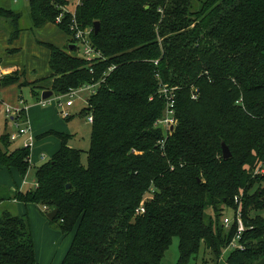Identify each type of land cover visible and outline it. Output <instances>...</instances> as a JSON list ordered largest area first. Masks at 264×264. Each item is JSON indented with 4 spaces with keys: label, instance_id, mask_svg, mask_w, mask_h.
<instances>
[{
    "label": "trees",
    "instance_id": "16d2710c",
    "mask_svg": "<svg viewBox=\"0 0 264 264\" xmlns=\"http://www.w3.org/2000/svg\"><path fill=\"white\" fill-rule=\"evenodd\" d=\"M29 8L32 29L53 24L69 37L64 48L44 44L52 83L37 87L61 96L94 85L83 109L94 120L86 165L69 134L48 130L41 135L61 146L37 168V186L0 187V205L58 209L46 217L71 236L60 264H163L176 236L178 264H218L237 230L224 226V213L240 206L244 249L227 264H264V174H256L264 164V0H29ZM73 9L101 58L79 54ZM1 17L12 43L22 14L1 7ZM19 81L13 68L0 84ZM160 84L177 87V124L167 134L156 126L166 106ZM10 141L0 137V169L24 176L30 150H9ZM0 210V264H41L29 215Z\"/></svg>",
    "mask_w": 264,
    "mask_h": 264
},
{
    "label": "crops",
    "instance_id": "0c3cea01",
    "mask_svg": "<svg viewBox=\"0 0 264 264\" xmlns=\"http://www.w3.org/2000/svg\"><path fill=\"white\" fill-rule=\"evenodd\" d=\"M0 4H12V0H0ZM28 5H29V0H28ZM0 7L13 9L11 6L9 7L0 6ZM13 10L21 13L19 10H15V9ZM29 11H30V8H29ZM21 20H20V24H21ZM47 28L48 29H59L57 25L48 24L42 28L32 29L31 27L30 33H25L22 28V31L19 37L12 43H10L8 39V33L6 31H0V62L2 66V72L8 73L13 68H18L21 71L24 80L26 81L39 80V86H42V87L51 86L52 80L48 78L51 73V69L49 66L50 50L44 45L45 43L43 41H42V44H40L41 46H39V44L36 42V39H37L36 36L34 38V35H33L34 31H42ZM59 31L62 32L61 29H59ZM66 37H67V42L69 43L68 35ZM24 42L26 43L25 45H24ZM38 47H41V48L44 47L43 48L44 49V61L46 63L45 66L47 69V71H44V72H41L38 69L39 67L38 64L40 61L39 56L41 54L40 52L41 50L40 51L37 50ZM10 48L16 51L14 53L12 52L9 53L8 49ZM25 49L30 51L31 53L30 58H32V60L27 63L19 61L21 56H23V51ZM28 64H31V65L34 64L33 65L34 67H31L28 73H26L27 69L24 66L25 65L27 66ZM20 84H21V81L18 83L12 84V85H8V86H2L0 84V137L6 133H9V134L12 133L11 132L12 126L9 127L10 123H8L6 118L1 114L2 106L5 104L4 106H7V105L14 106V107L26 106V114L28 115L30 125L35 134L36 140H35V144H34L31 156H30L31 166L28 172L29 175L27 176L26 179L22 178L21 174L14 168L0 169V187L6 190L8 189L12 192H16L19 190H27V185H29L28 181L30 180V176L32 175V173L34 174V176H36V171L34 172V169L37 170V168L35 166L36 165L39 166L43 162H45V160H42V155L47 156L46 159H49L60 148L61 141L55 135L42 136L41 134H43L44 132L48 130H54L58 132L67 133L69 134V136L71 135L70 140H69V145L72 147L78 148L77 145L71 143L74 140V138H76L75 132L73 130H71L72 132L70 130H67L66 126L62 124L61 121L58 120L57 118V115L60 114L62 119L70 121L72 117L74 116L72 115L69 118H64L61 115L60 109L58 108L54 100L55 98H58V96H56L53 93V95L50 98L43 99L42 98V92L44 91L43 88L42 89L39 87L36 88V90H38L41 93L40 97H37V96H34L33 94L34 92H32L30 88L20 86ZM26 90H28L27 96H30L31 102H29L28 99L25 97ZM45 100H46V104L43 105L42 101H45ZM81 115H82V112H81ZM83 116L85 115L83 114ZM90 134H91V130H90ZM12 146H13V142H12ZM33 181L36 183V177H33ZM7 203H12V204L17 203L18 205H22L18 201L17 202L16 201H4L2 202L0 207H5L4 205H6ZM25 207L27 206L25 205ZM68 241L69 242H68V245L66 246L64 254L70 246L71 236L68 239ZM64 254L58 257L59 263L64 258ZM36 257H37L38 262L43 264L42 263L43 258L41 259V257L38 256L37 250H36Z\"/></svg>",
    "mask_w": 264,
    "mask_h": 264
},
{
    "label": "rangeland",
    "instance_id": "374dc122",
    "mask_svg": "<svg viewBox=\"0 0 264 264\" xmlns=\"http://www.w3.org/2000/svg\"><path fill=\"white\" fill-rule=\"evenodd\" d=\"M0 6H5L9 7L11 6L15 10H19L22 14V20H21V27L23 28V31L25 33H30L31 31V19H30V11H29V5H28V0H12V4H0ZM1 8V7H0ZM72 8V7H70ZM8 26V22L5 18L1 17L0 18V31H6V27ZM34 38L36 36V42L41 46L42 41L44 43H52L53 45H56L58 47L64 48L68 45L67 42V35L66 33L62 30L59 31V29H44L42 31H34ZM43 43V44H44ZM26 43L24 42V45ZM44 47H38L37 50H41V54L39 56V67L38 69L41 72L47 71L46 69V63L44 61ZM16 50L14 49H8L9 53H14ZM79 54L80 49H79ZM29 50H24L23 51V56H21L19 61L22 62H30L32 60L31 55H30ZM34 65V64H33ZM31 64H28L27 66L25 65L24 67L27 69L26 73H28L29 69L31 67H34ZM19 71V77L21 84H24L23 87L30 88L31 91L33 92V89L37 88L39 86V80L36 81H26L24 80L21 71L17 68ZM12 70H10L7 74H9ZM3 77V76H2ZM0 77V79L2 78ZM19 81V82H20ZM28 90L25 91V97L28 99L29 102H31L30 96H27ZM89 96V91L83 90L80 91L78 94L74 95L72 99L74 100V106L70 107V111L74 115L70 121L62 119L60 114L57 115L58 120L61 121L62 124L66 126L67 130H73L75 132L76 138L71 142L72 144L77 145L78 148L83 149V154H82V162L84 165L87 164V151L90 146V130H91V123L87 120V116H83L85 111H82L83 109H86L88 107V102L87 98ZM56 102V105L58 104V98L54 99ZM67 100L69 98L67 96L60 98V102L66 104ZM5 105V104H4ZM2 106V111L1 114L6 118L7 122L10 123L9 127L12 126L11 132H16V128L14 127L12 120L7 119L6 114H5V106ZM49 105V104H48ZM47 105V106H48ZM82 112V115H81ZM57 120V121H58ZM72 132V131H71ZM71 136V135H70ZM24 140L25 137H19L18 139L14 141L9 142V150H13L16 147H23L24 146ZM13 142V146H12ZM48 155V154H47ZM31 156V155H30ZM31 166V164H30ZM40 166V165H39ZM38 165L35 167L38 168ZM30 169V168H29ZM36 169H34V172ZM29 172V171H28ZM26 173V175L22 176V178L26 179L29 173ZM34 174L30 176L29 185H27V189H34L36 186V183L33 181ZM22 205L12 204V203H7L4 205L5 207H0V209L6 208L11 210L14 214L24 216V215H29L30 218V223L32 226L33 230V235H34V242H35V247L36 250L38 251V256L41 257V259L46 262L43 264H60L59 261V256L64 254V251L66 249V246L68 245V239L70 238V234L64 235L57 229L54 228L49 223V220L47 219V214H44V210H46L45 206L42 205H37V204H28L25 205L22 202H19ZM32 205V206H30ZM1 211V210H0ZM234 214L233 210H230V208H226V211L224 213L225 216H230L232 217ZM39 216V217H38ZM45 219V220H43ZM46 221V222H45ZM50 231V232H49ZM231 250L230 249H225L223 255L219 259L218 264H227V257L230 254ZM66 253V252H65ZM180 255V242H179V237H175L173 240V243L169 250L166 252V255L163 260V264H178V259ZM204 251L201 252L200 257L203 258L204 256ZM65 256V254H64ZM200 258V259H201ZM206 259L211 260L210 255L208 254L206 256ZM190 264H195V261L191 262ZM198 264H203L202 259L199 261Z\"/></svg>",
    "mask_w": 264,
    "mask_h": 264
},
{
    "label": "built area",
    "instance_id": "2783aa9c",
    "mask_svg": "<svg viewBox=\"0 0 264 264\" xmlns=\"http://www.w3.org/2000/svg\"><path fill=\"white\" fill-rule=\"evenodd\" d=\"M75 5L80 2V0H73ZM75 9H73V15L74 19L71 24V30L73 31V38L76 40V44L79 46L81 55L84 56L87 60L93 61L96 58H101L102 55L100 52H98L92 45L91 39H90V34L92 30L89 29H82L79 27L78 22L76 21L75 18ZM57 21H61V16L57 18ZM7 73L1 72L0 77L6 75ZM177 87H171L167 84H160V89H159V94L165 98L166 101V106H165V111L164 115L158 119L156 122V126L159 128H162L163 131H166V134L168 130H172L175 125L177 124V118H176V98H177V93H176ZM87 90L89 91V96L95 91V86L94 85H86L83 87H80L75 90H71L68 94L66 95H61L58 96V108L60 109V113L64 118H69L72 116V112L70 111V107L74 105V100L72 97L76 94H78L80 91ZM67 96L69 100H67L66 104L61 103L59 100L62 97ZM192 98L196 99L197 94L193 92ZM88 102V98H87ZM42 104H46V100L42 101ZM22 110L25 111L26 113V106L23 107H14L7 105L5 106V114L7 119H11L14 127L17 129L16 132H13L10 134L11 140L14 141L18 139L19 137H25L24 140V148H28L30 150V155L32 153L34 144H35V134L32 130V127L30 125V121L28 118V115L25 114V117L23 118L21 116ZM87 120L90 123H93V115L89 114L87 116ZM164 142H162L163 144ZM47 156L42 155V160H46ZM256 174H264V164L262 163L256 170ZM37 186V183H36ZM235 201L236 203L240 204L241 203V197L240 196H235ZM140 212H145L144 206L140 207L137 209ZM234 214L232 217L230 216H225L223 220V224L226 228H230L233 223H237V230L236 233L231 240L229 246L227 249H230L231 252L236 250V249H244V245L240 242V239L242 238L243 233L246 231V224L244 223L243 220V213L241 210V207L239 206L237 209L233 210ZM230 252V253H231ZM225 255V254H224ZM222 255V256H224Z\"/></svg>",
    "mask_w": 264,
    "mask_h": 264
},
{
    "label": "water",
    "instance_id": "95a60500",
    "mask_svg": "<svg viewBox=\"0 0 264 264\" xmlns=\"http://www.w3.org/2000/svg\"><path fill=\"white\" fill-rule=\"evenodd\" d=\"M94 27H95V33H98V31L100 29V22L96 21L94 23ZM75 45L76 44H70L69 45L70 49H72ZM53 93L54 92L52 90H44L42 92V98L43 99H48V98H50L53 95ZM222 150H223L224 158L231 157V155H232L231 150H230L229 146L225 142H222ZM67 187H70V184H68ZM57 213H58V209H54V210L50 211L47 216H48V218L50 220H53L56 217Z\"/></svg>",
    "mask_w": 264,
    "mask_h": 264
}]
</instances>
